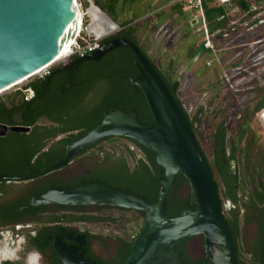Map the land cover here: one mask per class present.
Returning <instances> with one entry per match:
<instances>
[{
  "label": "flooded vegetation",
  "instance_id": "1",
  "mask_svg": "<svg viewBox=\"0 0 264 264\" xmlns=\"http://www.w3.org/2000/svg\"><path fill=\"white\" fill-rule=\"evenodd\" d=\"M115 22L121 26L120 21ZM195 23L197 29L200 23L198 17ZM121 28L103 38L100 47L111 41L126 40L123 33L126 28ZM196 31L204 38L202 29ZM88 38L92 39L90 36ZM113 51L96 63L110 68L111 65L127 62L125 56H117ZM106 57L108 58L105 59ZM77 59L61 62L55 69L38 77L39 80H31L17 90L20 93L16 91L12 95L0 96V126L5 128H0V264H63L56 248L62 251L70 264H117L119 260H124L132 245L133 240L129 239L126 232L125 212L122 209L33 203L34 199L50 190L72 189L90 182L118 189L114 181L119 170V155L110 157L108 154L109 151L112 152V149L106 148L109 138L74 156L63 167L50 169L65 160L67 147L97 127L104 114L120 109L113 107L103 111L101 118L96 119V112L101 111L104 99L101 95L83 93V83L87 76L80 71L84 62L93 61H83L74 70L64 69ZM135 61L136 59L134 67L138 75L141 66H135ZM71 86H75L77 90L71 96V110L62 116L43 114L45 101L48 99L47 91L51 89L53 95H57L60 90H67ZM256 97L257 89L248 100L252 107ZM129 102L128 111L120 110L126 113L138 110L140 115H150L143 95L141 98L130 96ZM135 114L137 116L136 112ZM203 114V111L199 113L200 120ZM261 118L264 123V111L257 113L256 118L250 121L241 145L237 143L240 127L238 135L236 133L233 137V143L224 148L216 146L211 136L206 138L203 135V144L199 142L204 159L206 157L210 164L214 163L210 171L218 190L224 218L229 219V230L239 264L262 262L264 124L261 123ZM225 127L228 132L226 125ZM109 129L110 127H103L102 131ZM110 138L119 139L113 143L123 142L121 137ZM219 159L221 165L217 166ZM226 179L231 187L228 198L224 187ZM185 186L186 183L179 189L175 186L171 195L179 193ZM115 211L123 215H110ZM135 213L141 216L140 213ZM111 226L116 227L115 234L109 230ZM174 247L182 249L188 259L204 260L201 237L184 240Z\"/></svg>",
  "mask_w": 264,
  "mask_h": 264
},
{
  "label": "water",
  "instance_id": "2",
  "mask_svg": "<svg viewBox=\"0 0 264 264\" xmlns=\"http://www.w3.org/2000/svg\"><path fill=\"white\" fill-rule=\"evenodd\" d=\"M87 2L89 6L84 9L87 22L83 26L86 35L102 40L122 29L92 0ZM193 20L196 22L197 17ZM75 21L74 0H0V92L54 66L64 43L75 36L70 27H77ZM120 47H130L136 57L135 66H141L131 84L141 91L153 124L139 123L134 111L114 109L104 114L101 123L86 136L70 144L65 160L50 169L63 167L68 160L103 139L129 138L154 152L156 163L164 170L165 180L160 183L156 202L149 203L127 191L90 182L72 189L50 190L33 203L107 206L143 215L142 227L122 264H184L174 245L193 237L202 238L205 257L201 264H239L216 184L190 125L157 71L138 48L126 40L111 41L64 69L74 70L83 61L98 62ZM103 127L110 129L102 131ZM178 177L185 180L189 189V205L178 215L168 217L166 202ZM56 251L63 264H70L60 249ZM261 264H264V244Z\"/></svg>",
  "mask_w": 264,
  "mask_h": 264
},
{
  "label": "trees",
  "instance_id": "3",
  "mask_svg": "<svg viewBox=\"0 0 264 264\" xmlns=\"http://www.w3.org/2000/svg\"><path fill=\"white\" fill-rule=\"evenodd\" d=\"M100 8L108 14L114 21H119L120 11H126L132 7L137 0H94ZM83 4V2H82ZM185 4L182 2H176L171 10H174L177 15L183 17ZM201 8L203 16L205 19V26L207 32L210 36L213 44L217 41H222L228 36L238 34L241 25L251 22V26L261 24L264 22L263 17L256 18V16L264 10V0H235L230 4L225 6L218 5L214 0H201ZM165 12L162 11L157 13L158 24L162 21ZM132 21L125 20L121 22V26L124 29V37L130 43L138 48V50L146 57L152 67L157 71L160 78L162 79L165 87L170 93L171 97L174 99L177 106L183 111L186 117L190 129L195 136L196 142L200 148L199 141L202 139L203 135L199 132L200 118L199 113L203 111L202 108L197 111V113L190 117L182 103L178 99V90L180 87V82L174 76L175 70L169 69L166 73H162L155 63L146 56L145 46L137 36V31L134 26L131 25ZM233 23V24H232ZM191 36V31L186 33V38ZM205 39L203 40L200 48L191 47L187 53V58L192 60L198 55L206 54L207 51H211L209 48L204 47ZM199 49L203 52L199 53ZM111 52V51H110ZM117 56H125L127 62L125 64L111 65L110 68L96 62H84L81 66V73L87 76L85 83H83V93L91 94L93 96L101 95L103 97V104L101 111L96 112L97 118L100 119L103 111L111 110L113 107H118L124 111H128L130 107L129 97L138 96L142 97L141 91L131 84V79L137 76V70L134 67L135 55L131 49L128 47H120L113 51ZM57 66L51 67L48 71L55 69ZM82 75V76H83ZM34 80H39L34 78ZM99 84H103L102 87H96ZM35 88V87H34ZM77 92L75 86H71L67 90H60L57 95H53V91L50 89L47 91V100L45 101L44 113L50 115L62 116L66 112L71 110V96ZM20 93V91H17ZM264 111V87L257 89V99L255 104L250 109H246L243 114H241L239 127L240 134L237 138L238 145H241L243 138L246 135V127L249 126L250 121L256 118V114ZM137 120L141 124L150 123L152 125V119L149 114L140 115L138 110ZM220 110H216L210 121L211 136L214 144L216 146H221L224 148L225 145L232 144L234 138L229 136L226 131L225 122L214 123V119L219 115ZM222 113V112H221ZM238 135V133H237ZM119 139L109 138L106 143L111 144ZM119 150V160L118 173L116 175L114 184L120 190L127 191L131 194L137 195L144 198L149 203H155L157 200L158 192L160 191V183L165 180L164 170L156 163V154L136 141L123 138L121 146L117 147ZM132 148V149H131ZM201 153L204 152L200 148ZM110 157H114V154L109 151ZM112 154V155H111ZM205 161L208 164L209 169L212 171L214 163L210 164L208 159L205 157ZM216 165H221L220 159L216 162ZM227 179L225 180L226 183ZM185 182L182 177L176 179V186L179 189ZM225 196L228 198L230 196L229 183L225 184ZM113 188V186H111ZM189 205V194L186 197L179 198L177 193L170 196L166 202L165 214L168 217H174L178 215L186 206ZM191 209H195L194 206H190ZM125 213H134L130 210H123ZM139 225L136 229V234L142 227L144 216L138 215ZM134 218L125 216V225L131 223ZM227 225L229 226V219L225 218ZM186 241V240H185ZM177 249L181 254L184 264H201L202 261H194L185 257V253L182 249ZM127 253V252H125ZM123 259L119 260L117 264H122Z\"/></svg>",
  "mask_w": 264,
  "mask_h": 264
},
{
  "label": "rangeland",
  "instance_id": "4",
  "mask_svg": "<svg viewBox=\"0 0 264 264\" xmlns=\"http://www.w3.org/2000/svg\"><path fill=\"white\" fill-rule=\"evenodd\" d=\"M177 1L137 0L126 11H120L119 21H132L131 24L135 27L137 36L146 48V55L162 73H166L169 69L175 70L173 77L180 82L178 99L187 114L193 117L200 108L203 109L199 132L206 138L210 135L211 118L214 111L220 110L214 123L224 121L229 136L234 137L239 128L241 114L252 107L248 101L249 98L254 95L256 89L264 87V22L254 26H251V22L241 25L238 34L215 42L214 50L210 49L211 51H207L206 54L189 60L187 53L190 48H200L204 40L202 34L196 31L203 30V24L200 22L197 29L189 25L191 20L188 18L191 17V13L186 5L183 17L171 10ZM82 2L83 7L89 6L87 0ZM162 11L165 14L158 24L157 13ZM197 13H195L196 16ZM259 17L264 19V10L256 16V18ZM188 31H191V36L186 38ZM201 52L203 50L199 49V53ZM46 73L47 71L35 78ZM31 80L34 78L14 86L0 96L14 94ZM102 86L103 84H99L96 89ZM257 124L260 126L259 122ZM202 140L203 137L199 142L202 143ZM118 146H121V143L108 144L106 148L112 149L114 155H119ZM205 151L208 152L206 147ZM188 194L187 186L177 193L179 198L186 197ZM110 215L123 214L115 211ZM125 216L134 218L126 225V232L129 235L136 232L139 225L138 215L134 212L125 213ZM111 227L109 230L115 234L116 227Z\"/></svg>",
  "mask_w": 264,
  "mask_h": 264
},
{
  "label": "built area",
  "instance_id": "5",
  "mask_svg": "<svg viewBox=\"0 0 264 264\" xmlns=\"http://www.w3.org/2000/svg\"><path fill=\"white\" fill-rule=\"evenodd\" d=\"M77 3L76 10L81 11L82 17H81V25L78 29V32L73 38V42L69 47V52L67 53L66 57L64 58V61L69 60L71 58H83L89 53H92L93 51L100 48V41L101 40H93L89 39L88 35L84 33L83 26H84V18H85V12L83 10V5L81 0H74ZM218 5L225 6L227 4L232 3L235 0H214ZM177 2H182L186 6H188L189 9L197 13V17L203 24V35L205 39L204 47L212 49L213 48V42L210 39V36L207 32L206 26H205V19L203 16L202 8H201V0H178ZM199 14V15H198ZM233 24V23H232ZM212 42V45H211ZM61 63V62H60ZM263 116V114L261 115ZM261 122L263 123V119L261 118ZM264 124V123H263ZM136 236V233L133 232L132 234H129V239L133 240Z\"/></svg>",
  "mask_w": 264,
  "mask_h": 264
},
{
  "label": "bare ground",
  "instance_id": "6",
  "mask_svg": "<svg viewBox=\"0 0 264 264\" xmlns=\"http://www.w3.org/2000/svg\"><path fill=\"white\" fill-rule=\"evenodd\" d=\"M74 3H75V5L77 6V3H76L75 1H74ZM81 17H82V13H81V11H77V10H76V21H75V23H76V26H77V27H75V26H73V25L70 26V27H71V30L74 31V32H73V35H76V33L78 32V29L80 28V25H81ZM72 42H73V38L68 39V41L64 43L62 49H61L60 52H59V55H58L57 58L54 60V62H53L52 65L57 64V63H60V62H62V61L64 60V58L66 57L67 53L69 52V47H70V45L72 44ZM40 73L42 74V72H40ZM40 73H39V74H40ZM26 80H29V78H27V79H25V80H23V81L18 82L17 85H19V84L25 82ZM17 85H15V86H17ZM13 87H14V86H12V87H10V88L4 90V91L6 92V91H8L9 89H11V88H13ZM4 91L0 92V94H1V93H4Z\"/></svg>",
  "mask_w": 264,
  "mask_h": 264
},
{
  "label": "crops",
  "instance_id": "7",
  "mask_svg": "<svg viewBox=\"0 0 264 264\" xmlns=\"http://www.w3.org/2000/svg\"><path fill=\"white\" fill-rule=\"evenodd\" d=\"M189 10H190V13H191V17L188 18L189 20H191V21H190V22H191L190 24H192V27H196L195 20L191 19L192 17L195 16V12L193 13V11H192L191 9H189Z\"/></svg>",
  "mask_w": 264,
  "mask_h": 264
}]
</instances>
